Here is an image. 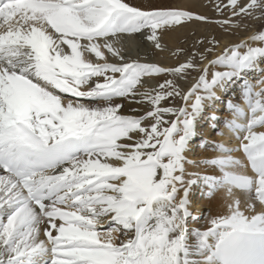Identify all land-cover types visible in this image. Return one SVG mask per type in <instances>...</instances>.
<instances>
[{
    "label": "snow or ice",
    "instance_id": "obj_1",
    "mask_svg": "<svg viewBox=\"0 0 264 264\" xmlns=\"http://www.w3.org/2000/svg\"><path fill=\"white\" fill-rule=\"evenodd\" d=\"M229 6L264 17V0ZM193 20L207 17L127 0H0V264H264V30L203 69L194 57L163 67L123 54L126 37L147 33L160 49L164 31ZM191 71L201 75L185 92ZM160 75L173 78L146 87ZM237 81L247 110L228 101L226 126L239 147L189 159L206 109ZM177 97L182 107L165 106ZM124 100L149 109L123 114ZM200 164L220 175L189 172ZM197 190L231 198L204 230L192 226Z\"/></svg>",
    "mask_w": 264,
    "mask_h": 264
},
{
    "label": "bare ground",
    "instance_id": "obj_2",
    "mask_svg": "<svg viewBox=\"0 0 264 264\" xmlns=\"http://www.w3.org/2000/svg\"><path fill=\"white\" fill-rule=\"evenodd\" d=\"M146 2L151 3L152 7L154 6L153 0H146ZM197 5L202 6V4L198 2V0H172L170 6L195 11L196 9H198ZM189 30L190 28H187L186 25H184L182 30H177V27H175L174 29L164 31L161 37L162 48L160 49L155 48L153 42L149 41L146 38L147 33L134 34L123 39L121 44L124 50L123 54L126 59L132 60V57H134V55L139 54V52H143L148 54L149 56H154V59H150L149 61H144L142 63H155L163 67H172L175 64L176 60L172 57L171 51L176 45H178L179 38H181ZM251 36V34L248 36H238L235 40L228 37L227 35L221 37V40L219 41V44L217 46L218 48L214 52H212V56L206 57V59L202 61L201 64L203 68L208 65L209 61L222 53L221 50L223 45L230 42L234 43V41H238L239 38L241 40L239 39L240 41H238V43H240L242 41L248 40ZM238 43H234L233 45ZM109 60L111 62H118L116 58L111 56H109ZM216 70L217 69L212 68L210 69V73ZM163 77L164 75L153 78H146V87L155 88V85L159 83ZM249 78L252 79L253 83L256 85V90L258 91L261 87V85L257 83L259 74H252ZM181 80L187 83V88L189 90L196 83L197 78H183ZM241 86L242 82L237 81L235 84L230 85L226 91L217 92V94L220 96V101L216 102L212 106H209L206 109L203 118L200 120L197 128V136L194 138L191 145V151L188 153L189 159L202 161L222 155V153L212 147L213 144H224L231 148L239 147L240 140L237 139L236 134L226 126V121L234 118L233 113L228 109V101H231L234 104H239L245 107V109L247 110V106L245 105L242 97ZM119 102L121 103L122 101ZM175 107L182 106L179 105ZM133 109H136V111L133 112ZM148 109L149 105L147 104L129 103L128 101H126L124 104V108L121 111L126 115H143ZM212 116H215L218 119L212 120ZM240 122L244 123L245 121L242 120ZM257 131H264V128H258ZM204 142H207V144L205 146H202ZM232 155L245 160L246 162V157L242 151H236L232 153ZM188 170L189 172H199L201 175H220V171L218 168H214L212 166L204 164H200L199 167L189 165ZM242 171L250 175L252 174V170L250 167L247 169H243ZM0 174L6 173H3V170H0ZM235 196L236 198H239L241 200V206L243 208L245 206L244 202L247 200L246 195L237 190L235 192ZM230 200L231 198L228 197L225 190H219L212 196L204 195L200 190L194 192L192 208L194 214L201 217V219L199 223L193 222L192 226L201 228L202 230L209 227L210 225L208 223V220L210 218L228 214V204ZM260 210H262V206L259 204V202H256V211Z\"/></svg>",
    "mask_w": 264,
    "mask_h": 264
},
{
    "label": "rangeland",
    "instance_id": "obj_3",
    "mask_svg": "<svg viewBox=\"0 0 264 264\" xmlns=\"http://www.w3.org/2000/svg\"><path fill=\"white\" fill-rule=\"evenodd\" d=\"M153 1V7H171L170 5L172 3V0ZM127 2L136 7L140 6L141 8L145 9L153 8L151 3L146 2V0H127ZM198 2L201 3L202 6L197 5L198 9H196L195 11H192L190 9L185 10L205 16L207 17V21L193 20L177 27V30H182L183 26L186 25V27L190 28V30L181 38H179L178 45H176L171 51L172 57L176 60L175 64L172 67L178 66L180 63H184L188 59L194 57L196 64L201 69H203L200 54H204L206 57L212 56V52L208 53L207 49L213 47V45L210 43V41H212L213 39H215L216 41H220L221 37L227 35L228 37L235 40L238 36H248L250 34L253 36L259 31L264 30V17L257 18L258 16H260L259 10L254 12L252 17H233L231 7H225V5H228V0H198ZM248 2L249 0H240V5L242 6L244 4H247ZM217 5H220L219 9L217 8ZM226 19L232 20L233 23L231 26H221V24L217 23L218 21ZM239 39L238 41L241 40ZM200 41H202L203 43H199ZM236 41H234V43H238V41ZM234 43L230 42L223 45L221 51L223 52L226 47H229L230 45L232 46ZM217 48L218 47H215V50ZM178 50L182 51H179V54H177ZM150 59H154V56H149L148 54L143 52H139V54H136L134 55V57H132V60H139L140 62L149 61ZM200 75L201 72L199 71H191L185 78L193 79L196 77L198 79ZM172 78L173 77L171 76L164 75V77L159 83L155 85V87H158V85L163 83L165 79ZM178 83L183 91H188L187 83L183 82L181 79L178 80ZM125 102L126 100L122 101L121 103H123L124 105ZM179 105L183 106V101L179 97L175 98V100H169L165 103V106L175 107Z\"/></svg>",
    "mask_w": 264,
    "mask_h": 264
}]
</instances>
